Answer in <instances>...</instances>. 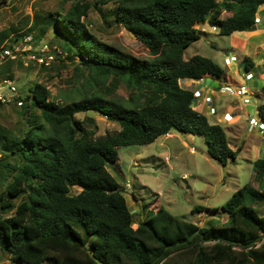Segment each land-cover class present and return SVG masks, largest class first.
Listing matches in <instances>:
<instances>
[{
    "label": "trees",
    "instance_id": "trees-1",
    "mask_svg": "<svg viewBox=\"0 0 264 264\" xmlns=\"http://www.w3.org/2000/svg\"><path fill=\"white\" fill-rule=\"evenodd\" d=\"M108 2L95 0L93 7L101 11L98 5ZM263 5L264 0H119L114 23L148 50V59L92 36L82 20L86 5L50 16L47 23L71 40L77 69L86 71L91 92L58 103L35 83L28 102L25 97L18 107L24 109L21 127L0 125V159L2 152L12 159L0 160L5 180L0 251L25 264H264V215L253 208L264 204V157L252 162L257 188L244 185L219 209L192 208L190 214L219 210L227 216L224 222L211 217L204 226L159 207L134 228L123 188L106 168L115 165L120 148L148 145L173 131L202 136L208 156L221 166L236 159L240 148H230L224 128L196 111L193 92L179 84L217 78L223 70L200 55L184 59V51L203 34L195 25L209 23L222 36L251 31ZM5 39L2 34L1 57ZM244 62L253 67L250 58ZM109 79L134 94L124 101L105 99L101 90ZM141 93L147 95L144 105ZM88 112L101 114L119 130L94 138L85 118H76ZM256 112L264 122V101ZM73 188L79 191L71 194Z\"/></svg>",
    "mask_w": 264,
    "mask_h": 264
},
{
    "label": "rangeland",
    "instance_id": "rangeland-1",
    "mask_svg": "<svg viewBox=\"0 0 264 264\" xmlns=\"http://www.w3.org/2000/svg\"><path fill=\"white\" fill-rule=\"evenodd\" d=\"M109 1L105 5H98L101 10L99 11L93 7L95 0H0V36L2 34L6 36L2 46L7 50L1 52L3 56L0 58V83L6 80L13 82L21 97L27 98V102L29 88H32L35 83L43 84L50 92L51 100L58 103L76 101L84 92H86L84 95L90 94L86 71L77 69L78 56L73 51L71 40L63 32H58L47 23L50 16L56 18L69 11L75 4L88 6L87 15L82 19L83 24L97 40L134 57L148 59V50L124 28L114 23V12L119 0ZM225 16L228 14L223 13L222 17ZM257 17L259 23L255 26L264 24V8L258 9ZM202 27L205 28V32L198 41L184 51V59L197 53L216 62L223 67L225 74L234 77L254 93L249 106L257 109L258 105L264 101L262 91L264 28H261L263 44H259L255 52L251 48L246 55L242 56L244 60L246 56L253 60L255 67H249L243 61L237 53L239 46H235L233 49H237V51L234 50L236 56L230 55L235 63L230 68H226L223 59L225 64L226 61L231 60L225 57L232 45L231 36H222L218 31H211L209 23ZM195 28H199V25H195ZM234 36L243 37L240 32ZM67 47H70L72 51H68ZM36 54L40 56L53 54L56 57L50 65L45 66L32 58ZM245 68L253 74L252 80L250 77L247 78L248 73ZM213 82L218 85V81L213 80ZM181 85L184 86L182 82ZM101 94L108 100L124 101L133 95L134 91L127 88L123 82L109 79L103 86ZM224 95H226L223 97L224 101L229 103L233 101L242 108L241 112L239 110L237 112L238 115L242 113L241 129L234 133L233 129L225 127L226 124H235L238 119L223 123L221 118L216 119L217 109L212 105L216 113L209 110L211 116H208V119L212 123H219L224 128L229 144L234 150L237 147L240 148L234 161H228L225 166H221L208 156L207 146L202 136H188L173 131L170 137L161 136L148 145L120 148L116 165L106 166L115 180L124 188L126 204L133 214L135 223L145 219L148 211H156L159 207L173 216L183 217L184 220L199 226H204L211 217L224 222L227 218L226 214L219 210L214 214L208 213L209 215L206 216L202 213L190 214V211L195 206L219 209L237 189L244 185L249 184L257 188L256 182L253 181L251 161H254L256 157V159L264 157V139H261L264 135L254 129L249 131L247 114L244 119V113L248 107L245 108L239 98ZM146 97V93H141V105L146 103ZM197 106L199 104L195 103L194 107ZM22 111H24L23 108L20 109L14 105L0 107L1 128L14 130L21 127L22 118L19 113ZM76 118L79 120L85 118L83 125L86 129L95 132L94 138L119 130L118 126L107 121L99 113L78 114ZM88 119L92 121L89 122ZM229 132L231 133L228 135ZM257 146L262 151L258 150ZM1 155L0 160L11 163L12 159L6 154L2 152ZM3 183L5 180L0 178V189ZM126 184L129 185L127 190ZM78 191L77 188H73L70 193L76 194ZM14 203L17 204L18 201ZM253 208L260 214H264V204L254 205ZM0 264L25 263L16 261L6 251H0ZM40 264L54 263L44 261Z\"/></svg>",
    "mask_w": 264,
    "mask_h": 264
},
{
    "label": "crops",
    "instance_id": "crops-1",
    "mask_svg": "<svg viewBox=\"0 0 264 264\" xmlns=\"http://www.w3.org/2000/svg\"><path fill=\"white\" fill-rule=\"evenodd\" d=\"M260 8L263 9L264 5L261 6ZM260 26H262V27L256 26V28L251 30V31L240 32L243 37L234 36L237 32H235V33L230 35L231 36V44L232 45H230L231 47L227 51V55L225 57L228 58V59H231V60L229 62L226 61V64H225L224 63V59H223V64H224V66L226 68H230L235 63V62H233L232 57L236 56V52L235 51H237V49H235V48L233 49V47L239 46L237 53H239V56L242 57V56H244V55H246L248 53L249 49L252 48V51L255 52L256 49L260 46L259 44H263V41H262L263 34H262V29L261 28H264L263 27L264 24H262ZM256 54H257V52H256ZM194 55H198V54L195 53ZM194 55H192V56H194ZM230 55L232 57H230ZM242 58H243V61H244V57H242ZM246 58H248V56H246ZM236 63H238V62H236ZM252 63H253V68H254L255 65H254L253 60H252ZM221 68H222L223 73H224L225 70L223 69V67H221ZM262 70H264V63L262 65ZM248 75H249L248 77H250V79L252 80L253 77H254L253 74L250 72V74H248ZM221 78H223V79H221ZM213 80L218 81V85H215ZM182 82H185L187 84V86L191 88V90H199V91H201L202 92V96H204V97H202V99H200V101L197 102L199 104V106H197L196 108L194 107V109L196 111L204 114L207 117V119H208V116H211L209 114L208 107L206 106V104H204V100L206 98V100L208 102H210L213 107H215L217 109L218 117L216 119L219 120L221 118L223 123H230L232 120L235 121L236 119H238V121L235 124H231V125L230 124L229 125L226 124L225 127H228L229 129H233L234 133L236 132V130L241 129L242 113H241V115H238L237 112H238V110H239V112H241L242 108L238 105V103H235L233 101L230 102V103L224 101L223 97L226 96V95H224V93H222L220 91V89H219L224 84H231V85L241 84L234 77H232L230 75L228 76L227 74L224 73V75L222 74L220 77H217V78L213 77L211 75H206L201 80H198V81L185 79ZM221 95H222V99H220ZM210 103H208V104H210ZM253 109H254V106H249L248 107V110H246V112L244 113V117H245L244 119H246V115L245 114H248V111L251 114ZM231 113L234 114L233 119L231 121H229V122H225V120L223 119L224 114H231ZM213 117H215V116H213ZM208 121H209V119H208ZM210 123H212V122H210ZM230 133L231 132H229L228 135ZM169 135L171 136V134H167L165 136L170 137ZM231 135H233V133ZM188 136H192V135H188ZM261 139H264V138L261 137ZM230 148L232 150H234L232 145L230 146ZM256 148H258V150H261V149H259L260 148L259 146H257ZM241 150H242V148H241ZM256 158H255V160H256ZM118 160H119V156H118ZM252 162L253 161H251V163ZM116 163H115V165H116ZM258 214L259 215H264V214H260L259 212H258ZM136 225H137V223L134 222V226L133 227L135 228Z\"/></svg>",
    "mask_w": 264,
    "mask_h": 264
},
{
    "label": "built area",
    "instance_id": "built-area-1",
    "mask_svg": "<svg viewBox=\"0 0 264 264\" xmlns=\"http://www.w3.org/2000/svg\"><path fill=\"white\" fill-rule=\"evenodd\" d=\"M255 23H258V19H255ZM210 29L212 31H217L216 27H210ZM201 32H205V30L203 28H200ZM8 53V52H6ZM56 55L53 54H47V55H43V56H34L32 57L37 63H39L40 65H45L48 66L50 65V63L52 61H54ZM0 58H2L0 56ZM228 62V61H227ZM249 76V75H248ZM247 76V78H248ZM201 80V79H200ZM183 80L180 81V86L185 88V89H189L191 90L190 87L187 86V84L185 82H182ZM194 81H198V80H194ZM181 82L183 83L184 86L181 85ZM220 91L224 94H228L229 96L232 97H236L239 98L241 100V103L245 106V107H249V105H251V102L253 100V94L251 91H249L243 84H236V85H231V84H224L222 85L220 88ZM193 92V97H194V101L195 103H197L198 101H200V99H202V92L199 90H191ZM210 102H208L205 98L204 100V104H206L207 107H209V110L215 114L216 110L215 108L211 107V103L208 104ZM8 105H16L17 107H22L24 105V99L21 97V95L19 94V91L17 89V87L15 86V84L9 80L3 81L2 83H0V107L2 106H8ZM248 128L249 131L251 129L256 130L257 132H259L260 134H264V122H262L258 116H257V112H256V108H254L252 110V113H248ZM234 114H224L223 119L225 120V122H229L233 119ZM206 216V214H204Z\"/></svg>",
    "mask_w": 264,
    "mask_h": 264
},
{
    "label": "clouds",
    "instance_id": "clouds-1",
    "mask_svg": "<svg viewBox=\"0 0 264 264\" xmlns=\"http://www.w3.org/2000/svg\"><path fill=\"white\" fill-rule=\"evenodd\" d=\"M256 19H258V17H257ZM258 23H259V19H258ZM258 23H255V25L258 24ZM204 25H205V24H204ZM202 26H203V25H199V28H198L199 31H200V28H203ZM254 28H256V26H254ZM203 29L205 30V28H203ZM211 31H212V30H211ZM217 31H218V29H217ZM200 32H201V31H200ZM213 32H216V31H213ZM202 33H204V32H202ZM247 73L250 74L249 71H247ZM179 84H180V82H179ZM127 187H129V185L126 184L125 189H127Z\"/></svg>",
    "mask_w": 264,
    "mask_h": 264
},
{
    "label": "water",
    "instance_id": "water-1",
    "mask_svg": "<svg viewBox=\"0 0 264 264\" xmlns=\"http://www.w3.org/2000/svg\"><path fill=\"white\" fill-rule=\"evenodd\" d=\"M259 27H262V26H259ZM255 29V28H254Z\"/></svg>",
    "mask_w": 264,
    "mask_h": 264
},
{
    "label": "bare ground",
    "instance_id": "bare-ground-1",
    "mask_svg": "<svg viewBox=\"0 0 264 264\" xmlns=\"http://www.w3.org/2000/svg\"><path fill=\"white\" fill-rule=\"evenodd\" d=\"M264 27V26H263Z\"/></svg>",
    "mask_w": 264,
    "mask_h": 264
}]
</instances>
